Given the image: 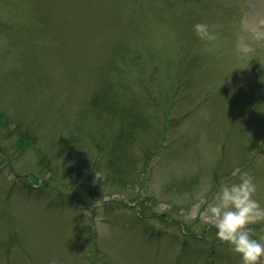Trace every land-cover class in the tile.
Returning <instances> with one entry per match:
<instances>
[{"label":"rangeland","instance_id":"rangeland-1","mask_svg":"<svg viewBox=\"0 0 264 264\" xmlns=\"http://www.w3.org/2000/svg\"><path fill=\"white\" fill-rule=\"evenodd\" d=\"M238 170L264 205V0H0V264H241L200 216Z\"/></svg>","mask_w":264,"mask_h":264},{"label":"clouds","instance_id":"clouds-1","mask_svg":"<svg viewBox=\"0 0 264 264\" xmlns=\"http://www.w3.org/2000/svg\"><path fill=\"white\" fill-rule=\"evenodd\" d=\"M193 29L201 40L214 38L206 23H196ZM257 191L255 178L248 171L238 170V180L221 183L200 212L202 219L215 220L218 242L226 244L237 254L241 264H261L264 261V237L253 236L249 228V225L264 222V205L255 198ZM201 199H207V196Z\"/></svg>","mask_w":264,"mask_h":264},{"label":"trees","instance_id":"trees-1","mask_svg":"<svg viewBox=\"0 0 264 264\" xmlns=\"http://www.w3.org/2000/svg\"><path fill=\"white\" fill-rule=\"evenodd\" d=\"M107 84V83H106ZM104 87V86H103ZM101 87L100 91L102 93H98L95 94L94 97H92L91 99V103H93L95 105L94 108H92V110H99L97 111L98 115H102L105 114L107 116H110L111 118H114V116L116 115L117 118H121V124L118 125V140L122 139L123 137H125V139L128 137L129 133L132 132V122L133 119L130 121L128 115L125 113V108L121 107L120 104L122 105V100L123 98L120 95L117 96H110L106 93V89H109V87H105V89ZM104 89V90H103ZM97 96V98H96ZM119 114H121V116H119ZM150 125V123H148ZM143 127V123L141 121V119H135V130H140ZM13 131H19L18 127L15 126ZM125 134V136H123ZM21 136V140H24L26 142L30 141L33 142L31 143L32 145H35V141L34 139H32L29 135L24 134L23 132L20 133ZM105 157V155H103ZM109 158V161L113 160V152H109V154L107 155ZM106 158V157H105ZM39 161H41V159H39ZM111 164V163H110Z\"/></svg>","mask_w":264,"mask_h":264}]
</instances>
